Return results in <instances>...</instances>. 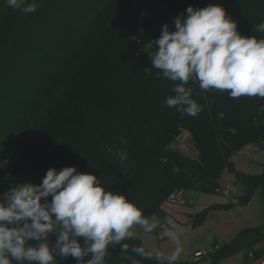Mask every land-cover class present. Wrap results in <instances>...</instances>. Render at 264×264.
<instances>
[{"label":"trees","instance_id":"1","mask_svg":"<svg viewBox=\"0 0 264 264\" xmlns=\"http://www.w3.org/2000/svg\"><path fill=\"white\" fill-rule=\"evenodd\" d=\"M36 2L37 10L25 14L0 0V157L35 116L30 141L44 149L33 163L21 153L12 170L0 174V194L17 183H41L50 167L75 165L95 174L106 191L125 194L146 218L165 222L171 192L183 186L218 192L225 168L242 185L240 201L249 202L256 188H264V173L240 172L232 160L248 145H264V98H232L228 91L202 90L190 79L185 87L202 110L196 116L182 115L165 104L179 81L164 77L151 60L162 25L175 30V17L186 14L189 5L220 4L242 35L264 37L254 30L264 0ZM184 131L192 137L197 159L172 147ZM205 216L198 211L194 223ZM56 239L51 233L48 242L54 245ZM79 240L83 247V238ZM263 241L264 227L243 228L219 246L211 264L240 252L250 262ZM123 243L129 246L123 254L121 245H109L105 264H131L129 257L137 264H167L157 256L148 259L132 252L133 246L149 251L140 238ZM90 259L91 254L79 264ZM54 264L77 260L56 255Z\"/></svg>","mask_w":264,"mask_h":264},{"label":"clouds","instance_id":"2","mask_svg":"<svg viewBox=\"0 0 264 264\" xmlns=\"http://www.w3.org/2000/svg\"><path fill=\"white\" fill-rule=\"evenodd\" d=\"M6 4L25 14L39 6L36 0H6ZM174 28L162 25L151 57L152 67L171 81H179L172 89L175 95L165 100L168 107H177L182 115L199 114L201 107L185 87L190 79L197 80L202 90L228 91L232 98H264V37L242 35L220 4L189 5L186 14L175 17ZM254 30L264 33V21ZM134 225L145 232L157 228L125 194L106 191L95 174L78 171L75 165L59 170L50 167L41 183H17L0 194V264H12V260L54 264L56 255L71 256L79 264L89 254L87 264H105L109 245H121L122 254L128 251V244L121 241L133 236ZM51 233L57 234L54 245L48 242ZM162 235L176 244L166 257L167 264H175L181 250L179 235L171 230ZM131 250L152 258L143 247Z\"/></svg>","mask_w":264,"mask_h":264},{"label":"rangeland","instance_id":"3","mask_svg":"<svg viewBox=\"0 0 264 264\" xmlns=\"http://www.w3.org/2000/svg\"><path fill=\"white\" fill-rule=\"evenodd\" d=\"M257 15L260 17V22L264 21V11L260 14L257 12ZM36 122H38V118L35 116L30 121L29 126L3 150L4 152L0 157V174L12 170L21 153L25 154V158L30 163L37 162L35 157H42L43 154L40 150L44 149L36 145V142L33 144L30 141V138H33L34 133H36L32 127ZM27 140L29 144H27ZM172 147L181 150L189 158H198V150L188 131H184L174 141ZM184 147L186 148L184 149ZM232 160L234 169L246 174L260 175L264 173V145L257 149L253 145H248L235 153ZM77 170L86 172L84 168L82 170L78 167ZM218 182L220 185L218 192L200 191L183 186L186 190V198L192 204L176 205L167 202L165 222L156 217L149 219L150 222L154 221L157 224V228L152 232H145L140 225H134L131 229L133 236L140 238L153 256L160 253V259L167 263L166 257L176 250V244L167 236H163L162 233L169 230L175 231L179 235L181 248L175 264H211L217 250L198 261H194V249L202 245H210L208 247H211L215 244L222 247L243 228L264 227V215H262L264 211L263 187L255 189L249 202H242L240 201L243 192L242 185L235 182L232 171L225 168L218 178ZM198 211L206 212L202 223H194L193 216ZM189 225L193 226L192 231L189 230ZM263 249L264 241L256 246L255 251L259 257L256 255L254 260L245 262L246 252H240L224 258L220 264H262L264 263V255H261Z\"/></svg>","mask_w":264,"mask_h":264},{"label":"built area","instance_id":"4","mask_svg":"<svg viewBox=\"0 0 264 264\" xmlns=\"http://www.w3.org/2000/svg\"><path fill=\"white\" fill-rule=\"evenodd\" d=\"M145 13V12H143ZM155 41V40H153ZM255 149L258 148V146H254ZM186 147H184L185 149ZM168 202L174 203L176 205H187V204H192V202H188L186 198V190L184 188H179L174 190L173 192L170 193L168 196ZM193 226L189 225V229H192ZM162 237V235H161ZM219 248L218 244H215L214 246L211 247H206L203 249L196 250L193 252V260L198 261L202 259L204 256L213 253L214 250H217Z\"/></svg>","mask_w":264,"mask_h":264},{"label":"crops","instance_id":"5","mask_svg":"<svg viewBox=\"0 0 264 264\" xmlns=\"http://www.w3.org/2000/svg\"><path fill=\"white\" fill-rule=\"evenodd\" d=\"M263 174V173H262ZM264 189V188H263ZM262 215H264V211L262 212ZM193 229V228H192ZM192 229H189L190 231H192ZM200 238V237H199ZM211 245H213V244H211ZM208 246H210V245H202V246H200V247H196V249H194V252L196 251V250H199V249H203V248H206V247H208ZM262 264H264V263H262Z\"/></svg>","mask_w":264,"mask_h":264}]
</instances>
